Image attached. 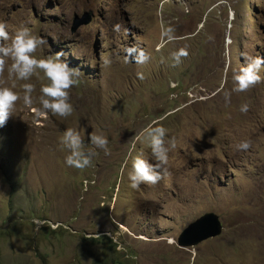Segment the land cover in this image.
<instances>
[{
    "label": "rangeland",
    "instance_id": "374dc122",
    "mask_svg": "<svg viewBox=\"0 0 264 264\" xmlns=\"http://www.w3.org/2000/svg\"><path fill=\"white\" fill-rule=\"evenodd\" d=\"M86 11L92 21L72 32ZM0 22L10 33L29 27L45 41L38 56L63 52L80 71L67 118L42 112V73L0 75L21 96L0 127V264H264V82L235 92L231 78L243 52L264 56V0H0ZM168 28L173 40L162 36ZM134 46L146 63L129 54ZM182 47L189 55L173 67L170 53ZM149 125L165 127L176 147L167 175L133 189L132 159L151 160ZM68 127L86 147L91 132L103 133L111 154L95 149L90 167H69L60 145ZM244 139L252 147L238 151ZM209 211L222 234L179 246Z\"/></svg>",
    "mask_w": 264,
    "mask_h": 264
},
{
    "label": "clouds",
    "instance_id": "9594fccd",
    "mask_svg": "<svg viewBox=\"0 0 264 264\" xmlns=\"http://www.w3.org/2000/svg\"><path fill=\"white\" fill-rule=\"evenodd\" d=\"M120 25H115L114 30L119 31ZM172 28L162 32L168 40H173ZM45 44L43 38L37 36L27 26H20L13 33L8 30L6 22H0V75L7 69L9 77L15 81H30L34 75L43 74L46 83L40 86L39 102L43 113L50 112L55 116L67 118L72 115L74 106L71 103V90L78 86L80 71L70 66L67 60L63 59V52L54 55L38 56L37 50ZM129 54L134 57L136 63H146L150 56L143 48L134 46ZM189 55L187 48L182 47L170 53L172 66L182 63V58ZM243 64L232 71L233 89L235 92H245L264 82L261 70L264 68V56L253 55L245 51L242 53ZM10 61V63H9ZM104 60V64H108ZM140 79H144L143 73H137ZM16 85L0 86V127L6 125L8 119L14 115L17 102L21 99L20 94L15 90ZM23 102L26 106L33 103L32 92L34 86L31 83L23 85ZM230 93L225 96L226 101L230 100ZM249 105H241L240 111L247 113ZM37 112V109H33ZM40 114V113H38ZM157 124L158 122H153ZM144 134L151 149V160L137 155L132 159L131 171L128 176L130 187L138 188L143 183L157 184L164 175L168 174V153L176 147V139L172 137L166 140L167 129L161 126L149 125ZM90 145L86 147L80 132L68 127L60 137L62 149H66L68 155L65 162L69 167L83 170L92 165L93 156L97 153L95 149H102L105 155H110L108 138L103 133L93 131L89 134ZM238 151L246 152L252 147L250 139L241 140L236 146Z\"/></svg>",
    "mask_w": 264,
    "mask_h": 264
},
{
    "label": "water",
    "instance_id": "95a60500",
    "mask_svg": "<svg viewBox=\"0 0 264 264\" xmlns=\"http://www.w3.org/2000/svg\"><path fill=\"white\" fill-rule=\"evenodd\" d=\"M92 18L93 15L89 11L81 16L75 15L71 31L76 32L80 26L89 24ZM223 228V222L217 213L206 212L183 229L178 237V245L181 247L196 246L205 240L221 235Z\"/></svg>",
    "mask_w": 264,
    "mask_h": 264
},
{
    "label": "trees",
    "instance_id": "16d2710c",
    "mask_svg": "<svg viewBox=\"0 0 264 264\" xmlns=\"http://www.w3.org/2000/svg\"><path fill=\"white\" fill-rule=\"evenodd\" d=\"M87 241L90 242V244L92 245H96V244H100V239L95 238V237H91V238H86ZM112 246L115 247V244H112ZM98 264H125L123 261H119V260H115V258H111L109 256V261L108 260H96Z\"/></svg>",
    "mask_w": 264,
    "mask_h": 264
}]
</instances>
